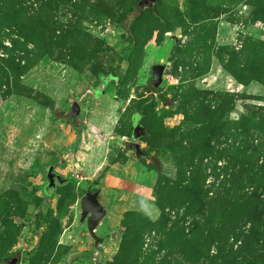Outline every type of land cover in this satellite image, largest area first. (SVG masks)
Listing matches in <instances>:
<instances>
[{
    "label": "rangeland",
    "instance_id": "374dc122",
    "mask_svg": "<svg viewBox=\"0 0 264 264\" xmlns=\"http://www.w3.org/2000/svg\"><path fill=\"white\" fill-rule=\"evenodd\" d=\"M0 264H264V0H0Z\"/></svg>",
    "mask_w": 264,
    "mask_h": 264
},
{
    "label": "water",
    "instance_id": "95a60500",
    "mask_svg": "<svg viewBox=\"0 0 264 264\" xmlns=\"http://www.w3.org/2000/svg\"><path fill=\"white\" fill-rule=\"evenodd\" d=\"M154 75H155V84L159 83L161 74H162V66L156 64L153 66ZM69 113L68 115L72 120L79 114V106L78 103L71 97L68 99ZM143 135L142 127L139 124V115L137 113H133L131 116V137L133 139H138ZM128 149L133 153L134 157L143 156L144 152L140 149V146L136 142H128ZM55 160H61L56 154H53L52 159L49 164L41 166V170L43 171L45 177L47 178V182L51 185L53 184V177L59 179L57 175L51 173V169L53 168ZM99 191L94 190L91 192H84L78 197V207L80 210L79 213V222H84L87 234L92 239L94 244H99L102 242V237L95 234L94 229L100 219L105 215V209L98 202L97 196ZM116 232H120L117 230ZM114 236V231L110 234V237ZM79 256V253L70 254L68 256V260Z\"/></svg>",
    "mask_w": 264,
    "mask_h": 264
},
{
    "label": "flooded vegetation",
    "instance_id": "af4514ba",
    "mask_svg": "<svg viewBox=\"0 0 264 264\" xmlns=\"http://www.w3.org/2000/svg\"><path fill=\"white\" fill-rule=\"evenodd\" d=\"M51 159H52V158H51ZM51 159H50V160H51ZM49 162H50V161H49ZM49 162H48V164H49ZM52 169H53V168H52ZM52 169H51V173H53V172H52ZM53 174L56 175V173H53ZM44 176H45V175H44ZM45 178H46V177H45ZM46 179H47V178H46ZM53 179H54V177H53ZM82 194H83V193H82ZM79 213H80V210H79Z\"/></svg>",
    "mask_w": 264,
    "mask_h": 264
},
{
    "label": "trees",
    "instance_id": "16d2710c",
    "mask_svg": "<svg viewBox=\"0 0 264 264\" xmlns=\"http://www.w3.org/2000/svg\"><path fill=\"white\" fill-rule=\"evenodd\" d=\"M135 113H137V114L139 115V113H138V112H135Z\"/></svg>",
    "mask_w": 264,
    "mask_h": 264
}]
</instances>
